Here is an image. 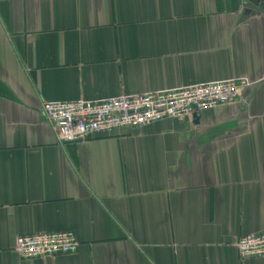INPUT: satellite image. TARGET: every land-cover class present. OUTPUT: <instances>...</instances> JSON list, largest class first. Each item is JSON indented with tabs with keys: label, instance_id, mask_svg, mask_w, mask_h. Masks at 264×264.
<instances>
[{
	"label": "crops",
	"instance_id": "obj_1",
	"mask_svg": "<svg viewBox=\"0 0 264 264\" xmlns=\"http://www.w3.org/2000/svg\"><path fill=\"white\" fill-rule=\"evenodd\" d=\"M0 0V264H264V3ZM250 2V3H251ZM244 77L232 104L60 146L44 102ZM76 252L23 260L20 235Z\"/></svg>",
	"mask_w": 264,
	"mask_h": 264
},
{
	"label": "built area",
	"instance_id": "obj_2",
	"mask_svg": "<svg viewBox=\"0 0 264 264\" xmlns=\"http://www.w3.org/2000/svg\"><path fill=\"white\" fill-rule=\"evenodd\" d=\"M252 84L241 77L97 102H44L42 113L55 131L58 145L81 144L117 130L142 128L166 119L182 120L232 104ZM78 247L74 233L63 230L20 235L14 251L23 260H34L73 254ZM235 248L241 260L264 258V231L241 236Z\"/></svg>",
	"mask_w": 264,
	"mask_h": 264
},
{
	"label": "water",
	"instance_id": "obj_3",
	"mask_svg": "<svg viewBox=\"0 0 264 264\" xmlns=\"http://www.w3.org/2000/svg\"><path fill=\"white\" fill-rule=\"evenodd\" d=\"M251 2V1H250ZM248 2V3H246V4H244V7L246 8V9H255L256 11H260V10H262V8H263V3H264V0H258V5H255V4H253L254 2Z\"/></svg>",
	"mask_w": 264,
	"mask_h": 264
}]
</instances>
